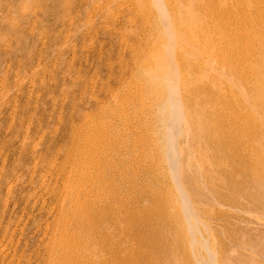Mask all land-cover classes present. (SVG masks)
I'll use <instances>...</instances> for the list:
<instances>
[{
  "label": "rangeland",
  "instance_id": "rangeland-1",
  "mask_svg": "<svg viewBox=\"0 0 264 264\" xmlns=\"http://www.w3.org/2000/svg\"><path fill=\"white\" fill-rule=\"evenodd\" d=\"M209 253L264 264V0H0V264Z\"/></svg>",
  "mask_w": 264,
  "mask_h": 264
},
{
  "label": "bare ground",
  "instance_id": "bare-ground-1",
  "mask_svg": "<svg viewBox=\"0 0 264 264\" xmlns=\"http://www.w3.org/2000/svg\"><path fill=\"white\" fill-rule=\"evenodd\" d=\"M160 3H161V1H159ZM161 5V4H160ZM165 12V11H164ZM166 14V13H165ZM165 31H166V34H167V36H168V38H170V40H172V38H174V36H173V31H172V29H171V27H170V23H169V21L168 20H166V26H165ZM174 42V41H173ZM172 42V43H173ZM173 45V44H172ZM174 46V45H173ZM160 60L162 61V62H164V60H162L161 58H160ZM181 78V77H180ZM178 79H179V77H178ZM175 85V86H174ZM174 85H168V84H162V90L164 91V92H166V93H168L169 94V96H170V98L172 99L171 100V102H173V106H172V108H171V121H170V123L167 125V128H168V131H169V134H170V136H169V139H167V140H169V143H170V156H169V160L171 161V165H172V167H177V166H179V165H175V163L177 162V164L178 163H180V162H178L179 161V159H177L178 161H176V162H174L173 160H172V157H173V155H174V152L176 153V149L178 148V146H179V144H180V140H179V137H180V135H181V132H182V128H183V123H182V116H181V114H183V113H181L182 112V96H181V94H180V92H179V88H178V86H177V84H175L174 83ZM167 95V94H166ZM181 110V111H180ZM166 112V111H165ZM181 113V114H180ZM169 121V120H168ZM167 123V122H166ZM184 145V144H183ZM176 150V151H175ZM179 151V150H178ZM177 151V152H178ZM179 153V152H178ZM169 154V153H168ZM177 158H178V155L176 156ZM174 160H176L175 158H174ZM180 167V166H179ZM178 168V167H177ZM179 169V168H178ZM178 169H176L177 171H180V170H178ZM175 171V170H174ZM179 173V172H178ZM174 175H176V174H174ZM177 175H179V174H177ZM177 175L175 176V178L177 177ZM178 183V182H177ZM178 185V184H177ZM180 184H179V188H180ZM181 189V188H180ZM180 191V190H179ZM183 201H184V203L183 204H185L184 206H185V211H187L186 213H188V215H189V218H190V215L192 216V219L193 220H195V226L198 224V217H197V215H195V212L193 211L194 209L192 208V206L190 205V203H188V201H187V198L185 197V195L183 196ZM194 226V225H193ZM192 226V227H193ZM197 240V239H196ZM204 247V246H203ZM207 246L205 245V248H206ZM208 249H210L209 247H207ZM209 252V251H208ZM209 256H210V258H209V261H208V263L206 262V264H216V261H215V257H214V255L212 254V253H209ZM201 258V257H200ZM203 260V259H202ZM199 261L201 264H203L204 262L203 261Z\"/></svg>",
  "mask_w": 264,
  "mask_h": 264
}]
</instances>
